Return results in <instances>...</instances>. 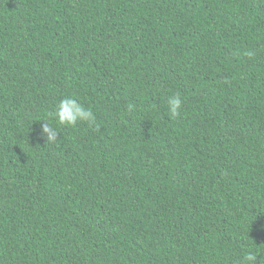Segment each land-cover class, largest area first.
<instances>
[{
    "label": "trees",
    "instance_id": "obj_1",
    "mask_svg": "<svg viewBox=\"0 0 264 264\" xmlns=\"http://www.w3.org/2000/svg\"><path fill=\"white\" fill-rule=\"evenodd\" d=\"M64 98L95 123L58 125ZM249 252L264 264V0H0V264Z\"/></svg>",
    "mask_w": 264,
    "mask_h": 264
},
{
    "label": "clouds",
    "instance_id": "obj_2",
    "mask_svg": "<svg viewBox=\"0 0 264 264\" xmlns=\"http://www.w3.org/2000/svg\"><path fill=\"white\" fill-rule=\"evenodd\" d=\"M251 55V53H248ZM169 111L173 116H179L182 108L180 95L171 97L168 101ZM131 109V106H129ZM56 123L64 127H75L78 122L95 123V116L89 109H85L76 99L64 98L60 100L55 112ZM42 132L47 144L56 143L59 138L57 128L51 124L43 123ZM257 255L249 252L244 258V264H255Z\"/></svg>",
    "mask_w": 264,
    "mask_h": 264
}]
</instances>
